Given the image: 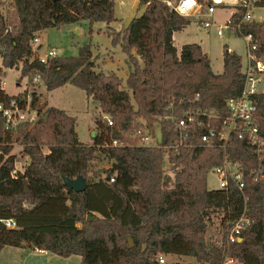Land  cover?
I'll return each instance as SVG.
<instances>
[{"label":"trees","instance_id":"trees-1","mask_svg":"<svg viewBox=\"0 0 264 264\" xmlns=\"http://www.w3.org/2000/svg\"><path fill=\"white\" fill-rule=\"evenodd\" d=\"M13 1L12 32L4 33L0 15L2 68L22 65L21 78L39 75L47 91L74 85L100 115L94 118L97 133L86 144L78 139L75 117L48 106L36 92L10 96L0 90V103L7 107L11 100L25 106L30 94L29 106L39 114L35 125L23 123L15 131L6 129L0 112V254L10 247L78 256L80 264H160L162 255L192 257L196 264H264V182L247 180L242 192L209 190V171L219 164L221 151L202 143L200 130L167 160L165 147L175 144L178 132L161 120L172 104L179 115L187 107L179 100H192L196 94L201 96L199 106L223 111L227 100L238 98L243 89L241 57L224 46L223 72L213 73L200 45L186 44L177 52L173 34L191 20L167 5L172 0H139L145 6L141 16L121 38L109 33L114 43L121 41L129 58L126 78L97 71L88 46L77 56L42 64L33 59L38 33L81 21L109 25L116 20L115 0ZM197 1L206 5V0ZM230 20L239 21L236 15ZM243 32L257 38L255 54L264 61V20L243 25ZM255 105L264 134V92L255 97ZM144 126L159 133V146H106L115 138L128 141ZM18 140L29 157L23 171L16 170L12 154ZM228 154L244 165L253 158L251 147L235 138ZM166 165L173 182L165 177ZM79 177L85 191L66 187L65 181ZM245 206L250 225L241 232V241L231 243L228 236ZM88 216L94 219L88 221ZM9 220L15 225L8 227ZM80 222L82 229L76 226Z\"/></svg>","mask_w":264,"mask_h":264},{"label":"built area","instance_id":"built-area-1","mask_svg":"<svg viewBox=\"0 0 264 264\" xmlns=\"http://www.w3.org/2000/svg\"><path fill=\"white\" fill-rule=\"evenodd\" d=\"M166 3L183 17L190 18L197 14L205 29L215 27L219 36H223L225 31H228L243 37L248 48V64L242 70L245 78L243 89L238 98L227 100L223 111L199 106L198 102L201 97L199 94H196L192 100H179L180 105L187 104L179 115L174 111V104L168 107L169 114L162 116L161 120L169 124L168 129L178 132V139L172 147H165L166 159L169 158L170 153H177L185 142L192 138L193 134L201 130L203 134L200 136V141L209 148L221 151L219 164L209 171V175L214 176L217 186L209 184V190L229 191L235 188L242 192L246 188L247 180L255 183L264 182V134L259 127L255 105V97L264 92V61L255 54L258 49L257 38L252 33L243 32V25L256 22L255 10L259 8L264 10V0H210L205 14L200 11L202 6L197 0L194 3L192 0H177L174 4L166 1ZM220 6L233 8L232 15H236L238 23L234 24L230 19L225 25L213 23L211 18L216 8ZM14 11L13 0H3L0 3V15L5 23V34L13 31ZM40 47V39L36 37L32 43L33 59L36 58L40 63L47 64L49 60L58 57L55 49H49L42 54ZM34 83H42L39 75H35ZM4 88L5 83L0 80V90L6 93ZM30 101L29 94L25 106H21L16 100H11L8 107L0 103V112L5 118L6 129L15 130L23 123L35 124L37 122L39 114L36 109L30 108ZM105 119L108 126H113V121L109 116ZM158 134L156 132L152 134L150 129L144 126L134 132L128 141L115 138L106 146L112 148L155 147L159 146ZM233 138L244 141L251 147L253 158L248 159L246 165L231 160L228 154L229 143ZM110 182L113 183L114 178H111ZM246 212L247 206L242 216L235 222L228 236L229 242L239 241L241 232L250 225ZM6 225L12 227L15 223L9 220ZM37 251L44 253L42 250ZM159 263L165 264L166 261L160 257Z\"/></svg>","mask_w":264,"mask_h":264},{"label":"rangeland","instance_id":"rangeland-1","mask_svg":"<svg viewBox=\"0 0 264 264\" xmlns=\"http://www.w3.org/2000/svg\"><path fill=\"white\" fill-rule=\"evenodd\" d=\"M209 1L206 0V5L201 7L200 11L203 14L206 13ZM170 2L174 4L175 0ZM144 10L145 6L141 5L139 0H115L114 15L116 20L109 25L103 22L90 23L89 21H81L76 24L52 27L38 33L37 37H39L41 45L39 48L40 53L43 54L49 49H55L59 57H72L77 56L81 48L88 46L97 64V71L106 74L113 73L119 77L126 78L130 71L129 58L123 52L121 41L114 43L113 38L117 37V35L121 38L124 29L129 26L133 19L140 17ZM232 11L233 8L217 7L211 21L217 25H225L232 16ZM254 16L256 22H262L264 20V10L260 8L255 10ZM189 19L191 20L190 25L176 39L178 47L181 46L183 41L190 44L198 43L208 55L213 73L221 74L223 72V49L224 46H227L230 51L236 52L241 57L242 70L246 68L248 64V48L243 37L228 31H225L223 36H219L215 27L205 29L197 14ZM110 31L113 32L114 37L109 36ZM21 66L13 69H4L0 59V68L5 72V75L0 80L5 83L4 89L6 93L14 96L24 91L27 93L36 92L37 95L41 96L42 102H48L50 106L64 110L68 115L74 116L76 119L75 130L79 141L86 144L90 143L92 133L96 132L94 118L100 115L95 103L87 98L83 90L71 84L47 91L44 80L40 84L34 83L36 74L21 78ZM15 131L17 130L15 129ZM16 136L17 134H14V137ZM41 142L43 143L44 140ZM47 147L46 144H43L44 153H47ZM12 154L16 156V170L23 171L29 163V157L24 152V146L20 140L13 143ZM165 177H169V180L173 182V176L169 173L168 165L165 167ZM208 182L212 186H217V182L212 175L208 176ZM211 217L216 222L214 215ZM76 226H79V229L83 228L81 222L77 223ZM131 243V246H133L132 241ZM160 257H163L167 264H196L192 257L179 256L176 257L177 260L171 255H162ZM79 259L80 257L78 256L64 258L52 253L42 254L30 248L18 249L9 247L0 254V264H80ZM226 264L238 263L237 261L227 260Z\"/></svg>","mask_w":264,"mask_h":264},{"label":"water","instance_id":"water-1","mask_svg":"<svg viewBox=\"0 0 264 264\" xmlns=\"http://www.w3.org/2000/svg\"><path fill=\"white\" fill-rule=\"evenodd\" d=\"M97 132H93L92 133V138L95 137ZM65 185L67 188H69L70 190H73L76 193H80L83 192L87 189L86 183L83 180L82 177L77 178L76 180H67L65 181ZM94 219V217L88 216L87 220L90 221ZM239 241H241V239H239ZM131 241H130V245H131Z\"/></svg>","mask_w":264,"mask_h":264},{"label":"crops","instance_id":"crops-1","mask_svg":"<svg viewBox=\"0 0 264 264\" xmlns=\"http://www.w3.org/2000/svg\"><path fill=\"white\" fill-rule=\"evenodd\" d=\"M186 29H184V30H182V31H180V32H175L174 34H173V43H174V46L176 47V49H177V52L178 53H180V51H181V49H182V47L184 46V45H186V44H190V43H185V41H183L182 43H181V46L180 47H178L177 45H176V39H177V37L178 36H180L184 31H185ZM192 44H196V43H192ZM198 44V43H197ZM199 45V44H198ZM201 46V45H200ZM201 48H202V51L205 53V51L203 50V47L201 46ZM206 54V53H205ZM47 104H48V102H47ZM48 106H50L49 104H48ZM56 108V107H55ZM61 110V109H60ZM64 111V110H63ZM21 249V248H20ZM46 253H48V252H44V253H42V254H46ZM173 258H176V257H179V256H175V255H171ZM176 260H177V258H176ZM81 261V259H79V262ZM184 264H190V263H184ZM192 264V263H191Z\"/></svg>","mask_w":264,"mask_h":264},{"label":"clouds","instance_id":"clouds-1","mask_svg":"<svg viewBox=\"0 0 264 264\" xmlns=\"http://www.w3.org/2000/svg\"><path fill=\"white\" fill-rule=\"evenodd\" d=\"M192 2L194 3L195 2V0H192ZM180 11H183L182 9H180Z\"/></svg>","mask_w":264,"mask_h":264}]
</instances>
